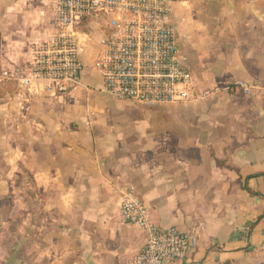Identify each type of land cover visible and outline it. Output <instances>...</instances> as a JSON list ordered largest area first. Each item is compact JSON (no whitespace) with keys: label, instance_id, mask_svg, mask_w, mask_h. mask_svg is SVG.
I'll return each instance as SVG.
<instances>
[{"label":"crops","instance_id":"1","mask_svg":"<svg viewBox=\"0 0 264 264\" xmlns=\"http://www.w3.org/2000/svg\"><path fill=\"white\" fill-rule=\"evenodd\" d=\"M55 1L0 0L9 63L31 62ZM172 23L196 87L216 99L105 95L99 18L77 28L85 68L69 96L0 84V264H135L147 234L122 220L129 187L155 226L196 239L173 264H264V0H188Z\"/></svg>","mask_w":264,"mask_h":264},{"label":"built area","instance_id":"2","mask_svg":"<svg viewBox=\"0 0 264 264\" xmlns=\"http://www.w3.org/2000/svg\"><path fill=\"white\" fill-rule=\"evenodd\" d=\"M188 0H56L48 33L33 46L26 66L8 62L0 39V84L15 83L22 90L41 88L52 99L69 96L80 87L84 73L77 28L89 18L109 22L96 66L102 92L118 102L148 107L172 106L216 99L220 90H199L183 64L172 15ZM235 88L250 96L256 89L238 82ZM264 91V87L260 88ZM122 220L147 234L135 264H173L186 260L196 239L176 228L163 230L133 188H124Z\"/></svg>","mask_w":264,"mask_h":264},{"label":"rangeland","instance_id":"3","mask_svg":"<svg viewBox=\"0 0 264 264\" xmlns=\"http://www.w3.org/2000/svg\"><path fill=\"white\" fill-rule=\"evenodd\" d=\"M114 100V99H113ZM115 101V100H114ZM128 119V118H127ZM127 121H129V119L127 120Z\"/></svg>","mask_w":264,"mask_h":264}]
</instances>
